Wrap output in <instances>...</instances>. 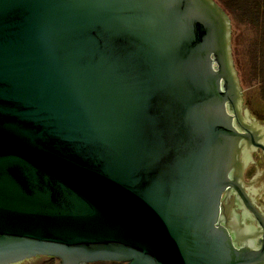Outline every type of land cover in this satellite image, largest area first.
<instances>
[{
  "label": "water",
  "instance_id": "95a60500",
  "mask_svg": "<svg viewBox=\"0 0 264 264\" xmlns=\"http://www.w3.org/2000/svg\"><path fill=\"white\" fill-rule=\"evenodd\" d=\"M231 33L214 0H0V264H264L221 225L234 188L264 228Z\"/></svg>",
  "mask_w": 264,
  "mask_h": 264
},
{
  "label": "flooded vegetation",
  "instance_id": "af4514ba",
  "mask_svg": "<svg viewBox=\"0 0 264 264\" xmlns=\"http://www.w3.org/2000/svg\"><path fill=\"white\" fill-rule=\"evenodd\" d=\"M214 67L216 70H218L219 68H224V65L221 64V66H218L217 64H215ZM229 78H227L228 80L223 81L225 82V85L228 87L229 91L232 93L229 102H227L226 104V108L233 117L235 127L240 132L245 133L248 136V138L244 139L243 141L247 143V145L245 147L246 152L244 159L241 162V166L243 164V168L241 169L242 174L240 176L232 178L237 179L239 186L243 188L245 193L248 195L252 205L255 207L259 215H261L264 219V185L263 188L260 187V185L264 183V149L256 147L254 144L257 143L264 146V130H262L264 129V116L254 111L252 112L245 107L246 104L250 103L247 95L244 94L243 91H241L239 82L237 83L238 91H234V82H232V80H229ZM235 174L238 175L239 173L237 174L235 172L234 175ZM222 210V226L226 227V225L231 222V219L235 214L238 216L239 223H241L242 225H250L253 228L258 240V242L256 243L257 247L263 245L264 228L259 223V220L255 216L253 211L246 206V204L243 202L241 197H239L234 188L227 189V191L224 193ZM245 212H247L246 218ZM249 217L250 219H248ZM40 258L35 259L39 260Z\"/></svg>",
  "mask_w": 264,
  "mask_h": 264
},
{
  "label": "trees",
  "instance_id": "16d2710c",
  "mask_svg": "<svg viewBox=\"0 0 264 264\" xmlns=\"http://www.w3.org/2000/svg\"><path fill=\"white\" fill-rule=\"evenodd\" d=\"M240 31L244 45L247 84L264 107V0H214ZM39 264H59L58 260L40 258ZM117 264V263H99Z\"/></svg>",
  "mask_w": 264,
  "mask_h": 264
},
{
  "label": "rangeland",
  "instance_id": "374dc122",
  "mask_svg": "<svg viewBox=\"0 0 264 264\" xmlns=\"http://www.w3.org/2000/svg\"><path fill=\"white\" fill-rule=\"evenodd\" d=\"M227 16L229 17V20L231 23V32H232L231 33V56H232L233 68L236 73L238 82L240 84L241 91H243L244 94L247 95L248 100L250 101V103L246 104L245 107L248 108L252 112L254 111L264 116V107H260L261 103L258 102L257 97L255 98V92L250 91L249 85L247 84V70L245 67V59H244L245 50H244L243 42L240 39L241 32L237 30V26L233 24V21L231 20L230 16L228 14ZM263 185L264 183L261 184L260 187L263 188ZM22 264H39V260L35 259L32 261L24 262Z\"/></svg>",
  "mask_w": 264,
  "mask_h": 264
},
{
  "label": "bare ground",
  "instance_id": "6f19581e",
  "mask_svg": "<svg viewBox=\"0 0 264 264\" xmlns=\"http://www.w3.org/2000/svg\"><path fill=\"white\" fill-rule=\"evenodd\" d=\"M257 125V124H256ZM264 130V129H263ZM247 143L241 142L239 147V162L237 165H235L231 170L232 177L240 176L242 173L241 162L244 159ZM239 173L238 175H234V173ZM225 201V200H224ZM247 216V212H245V218ZM250 219V217L248 218ZM225 224V223H224ZM254 227V226H253ZM226 228L229 230L230 234L232 235L235 243L239 246H248V247H257V237L255 235V232L253 228L250 225H242L238 221V216L233 215V218L231 219V222L226 225ZM259 236V235H257Z\"/></svg>",
  "mask_w": 264,
  "mask_h": 264
}]
</instances>
